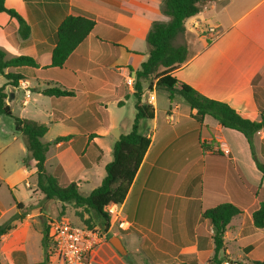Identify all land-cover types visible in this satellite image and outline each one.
Here are the masks:
<instances>
[{"label": "crops", "instance_id": "0c3cea01", "mask_svg": "<svg viewBox=\"0 0 264 264\" xmlns=\"http://www.w3.org/2000/svg\"><path fill=\"white\" fill-rule=\"evenodd\" d=\"M162 3L4 0L5 7L26 21L30 33L21 38L17 20L0 11V48L7 57L28 55L37 63L5 69L22 75L16 86L6 84L0 73L5 103L12 114L13 105L19 108L17 117L47 123L41 137L49 144L44 163L59 183L75 181L79 189L97 176L95 185L100 184L104 166L112 159V147L104 144V139L112 130L115 140L128 132L135 114L126 71L134 73L147 59L146 35L151 23L168 21L161 11ZM200 6L199 13L188 18L184 31L173 39L174 45L185 44L189 55L174 76L201 94L226 102L241 116L259 121L264 114V0H203ZM72 8L93 15L95 24L62 66H52L50 54L57 27ZM193 22L200 27H193ZM205 25H214L220 32L211 43L201 34ZM47 87L71 90L72 94H42ZM144 96L155 109L152 119L140 122L150 144L123 203L117 206L118 215L109 217L107 237L95 247L90 263L159 264L170 260L187 264L191 260L207 264L214 254V243L202 211L222 201L241 210L226 226L224 238H236L244 219L251 218L250 230L257 243L264 236V224L255 226L249 209L258 207L253 187L264 183V176L253 164L244 135L208 114L202 122L196 121L189 106L178 112L181 101L173 97L169 104L165 90L153 88ZM28 106L30 114L25 113ZM159 111L164 115L160 123ZM67 135L68 139L53 141ZM252 149L255 159L264 163V127L253 134ZM30 166L36 176L33 160ZM191 190L195 192L192 197L187 192ZM38 198L45 196L36 187L29 201ZM186 200L196 205L191 208ZM42 215H22L0 237V264H39L43 260L41 239L49 219L43 222ZM8 216L0 210V224ZM111 236L121 240L124 254L111 245ZM137 236L135 245L132 240ZM46 264L63 263L50 255Z\"/></svg>", "mask_w": 264, "mask_h": 264}, {"label": "trees", "instance_id": "16d2710c", "mask_svg": "<svg viewBox=\"0 0 264 264\" xmlns=\"http://www.w3.org/2000/svg\"><path fill=\"white\" fill-rule=\"evenodd\" d=\"M203 0H163L162 13L168 21L155 20L146 35L148 45V57L134 71L133 97L134 118L128 132L120 134L112 146V159L104 166L105 175L99 185L88 194H82L75 181L65 184L58 182L53 174L46 171L45 153L48 143L41 141V137L48 129L47 123H39L35 120L14 116L15 130L24 137L25 148L28 156L34 162L36 170V187L45 198L57 199L61 202H72L82 211H76V215L82 219L83 213L94 211L99 215L103 223V230L109 226L110 216L106 207L111 204H122L129 187L138 171L143 157L150 144V137L140 130V122L154 117L155 109L144 96L145 91L153 88L165 90L168 93L169 104L173 95L179 94L188 104L191 116L198 122H202L206 114L215 118L222 126L240 131L246 138L252 153L255 168L264 176V163L258 162L252 149L253 134L264 127V114L259 121L241 116L234 108L224 101L209 98L187 83L178 80L174 72L188 60V49L185 44H173L177 34L185 29V21L199 13ZM0 11H4L18 22V34L25 39L29 36V26L26 21L13 9L4 5L0 0ZM95 24L93 15L82 10L72 8V12L64 17L57 27L54 39V47L50 54L52 66H62L67 56L80 44ZM36 61L28 55L7 57L5 51L0 48V73L7 79L6 84L16 86L22 75L17 72H5L9 67L36 66ZM4 85L0 86V115L12 116L10 106L5 103ZM48 96H63L72 94L71 90L58 87H47L40 91ZM67 136H58L53 141L68 139ZM258 207L252 211V222L261 227L264 224V189L257 194ZM17 212L0 224V237L11 230L14 221L21 219L18 211L23 207L21 202H15ZM241 210L234 204L222 201L215 206L207 207L202 211V217L207 220L212 228L211 238L214 243V254L223 247V236L226 226L233 216ZM87 222V220H85ZM87 225V224H86ZM89 226V225H87ZM90 227V226H89ZM48 227L43 230L41 244L44 250L43 260L39 264H46L52 251L50 249ZM216 264H220L215 260ZM257 264H264L256 261ZM159 264H184V263H159Z\"/></svg>", "mask_w": 264, "mask_h": 264}, {"label": "rangeland", "instance_id": "374dc122", "mask_svg": "<svg viewBox=\"0 0 264 264\" xmlns=\"http://www.w3.org/2000/svg\"><path fill=\"white\" fill-rule=\"evenodd\" d=\"M0 79H3L1 75ZM173 97L176 101H181V106L178 108V112H183L185 108L188 109V104L179 94L175 93ZM29 108L30 107L28 106L27 111H25L26 114H30L28 111ZM18 111L19 108L13 105L12 116L0 115V210L5 211L6 214H9L10 216L12 210L13 212L17 211L15 208V202H21L23 207L18 211L24 216L27 214L42 212L43 222H47L50 218L65 217L74 224L84 223L90 227L103 229L102 220L97 213L94 211H89L87 213L84 212L83 218L80 219L76 215V211L82 210L80 207H75L72 202L60 204L57 199L52 200L48 198H38L29 201L31 191L36 188V176L33 173L32 167H27L32 163V160L28 154H26L24 137L19 131L15 130L14 116H17L16 112ZM125 112L126 115H128V112ZM158 116V123H160L163 121V112L159 111ZM114 134L115 130H112L110 135L105 137L104 144H110L112 147V144L115 142ZM22 148L24 151H22ZM24 169L28 171L27 174L23 172ZM93 179L94 181H91L88 184H83L79 188V191L82 194H88L94 186H96L95 182L97 176L93 177ZM261 188L264 189L263 181L254 185L253 189L256 197ZM187 192L191 197L195 194L192 190ZM187 202L191 208L196 205V202L194 201L186 200L185 204ZM254 208H256V206H252L251 209H249L250 212H252ZM85 220H87V222H85ZM242 223V232L238 233L236 238H232L231 236L224 238V232L222 249L219 250L215 258L212 255L208 259L209 261L207 264H216L215 260L219 261L220 264H257L256 261L264 262V236L258 238L257 243L253 242L256 235H252L250 230L251 218L244 219ZM132 241L136 245L138 242V236L134 237ZM255 243L256 247L255 249H252L254 248ZM165 263H170V260L165 261ZM184 264L186 263L184 262ZM187 264H195V262L187 260Z\"/></svg>", "mask_w": 264, "mask_h": 264}, {"label": "built area", "instance_id": "2783aa9c", "mask_svg": "<svg viewBox=\"0 0 264 264\" xmlns=\"http://www.w3.org/2000/svg\"><path fill=\"white\" fill-rule=\"evenodd\" d=\"M192 26L200 27L195 22ZM201 34L208 43H211L217 39L220 32L214 25H205L201 27ZM125 81L132 86L134 73L126 71ZM117 206L118 204H111L106 207L105 210L110 217L115 218L118 215ZM119 223L122 225L123 220ZM47 227L51 255L63 264H91L90 255L95 247L107 237L106 231L101 228L89 227L84 223L74 224L65 217L49 219Z\"/></svg>", "mask_w": 264, "mask_h": 264}, {"label": "water", "instance_id": "95a60500", "mask_svg": "<svg viewBox=\"0 0 264 264\" xmlns=\"http://www.w3.org/2000/svg\"><path fill=\"white\" fill-rule=\"evenodd\" d=\"M109 242L111 245L121 254L125 253V248L123 244L121 243V240L117 236H111L109 238Z\"/></svg>", "mask_w": 264, "mask_h": 264}]
</instances>
